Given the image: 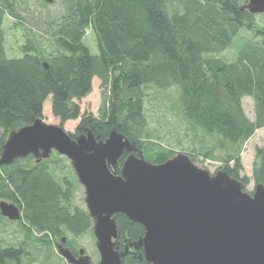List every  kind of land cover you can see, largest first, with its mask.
Wrapping results in <instances>:
<instances>
[{
	"label": "trees",
	"instance_id": "trees-1",
	"mask_svg": "<svg viewBox=\"0 0 264 264\" xmlns=\"http://www.w3.org/2000/svg\"><path fill=\"white\" fill-rule=\"evenodd\" d=\"M52 1L60 12L30 18L29 0H0V159L9 135L42 120L51 99L62 126L81 120L73 139L93 131L105 141L117 130L146 160L166 163L177 153L150 142L147 90L175 89L184 120L213 141L204 155L215 159L222 150V169L245 190L252 181L264 185V149L257 151L252 178L244 174L242 159L247 142L264 129V26H256L248 0ZM8 26L25 39L21 57L8 56ZM88 29L96 35L97 54L85 43ZM244 30L252 36L226 60L222 55ZM95 78L102 89L98 117L83 114L78 103L92 93ZM246 97L255 102V120L245 112ZM125 159L114 172L121 173ZM78 186L69 159L56 152L0 165V202L15 204L22 229L38 234L49 249L59 240L77 253L74 240L94 230L89 211L74 204ZM115 218L121 250L144 238V226L123 214ZM3 222L11 221L0 212ZM4 243L0 232V264H24L29 255L24 244ZM122 264L149 263L141 248Z\"/></svg>",
	"mask_w": 264,
	"mask_h": 264
},
{
	"label": "water",
	"instance_id": "water-1",
	"mask_svg": "<svg viewBox=\"0 0 264 264\" xmlns=\"http://www.w3.org/2000/svg\"><path fill=\"white\" fill-rule=\"evenodd\" d=\"M246 8L264 14V0H248ZM53 152L70 160L85 188L99 264H122L130 248H142L149 264H264V185L250 194L241 181L226 172L212 176L187 154L154 164L117 130L105 141L93 131L73 139L43 120L9 135L0 165ZM124 155L117 174L113 169ZM0 212L10 221L22 219L12 203L0 202ZM118 214L146 230L124 253L116 246ZM60 254L69 264H91L84 249L79 259L68 248Z\"/></svg>",
	"mask_w": 264,
	"mask_h": 264
},
{
	"label": "rangeland",
	"instance_id": "rangeland-1",
	"mask_svg": "<svg viewBox=\"0 0 264 264\" xmlns=\"http://www.w3.org/2000/svg\"><path fill=\"white\" fill-rule=\"evenodd\" d=\"M29 1L30 5L28 8L30 9V18H37L39 15H42L43 17L44 15L57 14L60 12L61 6L53 1ZM255 23L256 26H264V14L255 15ZM33 25L31 23L29 27L34 28L33 30L35 33L42 36V31ZM251 36V31L244 30L241 33L240 38L235 43V46L226 51L222 56L228 61L233 60L237 45L244 38H250ZM6 42V48L10 58H18L22 56L20 47L25 43V39L22 37V32H19L16 29L13 30L8 26ZM85 43L91 48L93 53L97 54L99 52L96 35L92 29L87 30ZM78 103L82 108L83 114L86 113L94 115L95 117L99 116V111L102 106V89L99 79H94L92 93L83 100L78 101ZM178 105V92L175 89L164 93L157 92L153 89L147 90V113L153 132V138L150 142L157 146H163L165 149L173 150L177 154H187L190 158V153L195 154V159L192 160L191 158L193 163H195L199 168L208 171L212 176L217 175L219 172H225L222 169L224 164L221 160L224 152L217 149L214 154L215 159L207 158L204 155V152L206 151L205 149L211 148L213 141L210 137H206L201 131L192 128L184 120L179 111ZM243 106L248 117L251 120H255L256 109L254 100L250 97L244 98ZM42 120L49 125L61 127L70 134L75 133L76 128L81 121L80 119L76 121H69L62 126L61 120L52 112L51 99H49L44 105V117ZM258 149H264V129L256 132L254 137L247 142L242 153V159L245 166L244 174L250 178L253 177V170L257 160ZM79 184L80 186L77 187L74 204L87 209L85 202V188L80 182ZM256 186L257 184L252 181L251 184L247 186L245 191L253 194ZM19 221L3 222L0 224V232L2 239L5 242L4 245L19 246L24 244L29 252L28 258L25 259L24 264H29L33 258L35 259L33 260V262L35 261L33 264H42L43 262H46V264H69L60 254V249L66 248L64 243L59 240H52V243L50 244L53 245V247L49 249V244L41 242L38 234L33 233L30 235L29 232L22 229ZM74 244L77 245L78 250H85L84 257H88L91 264H99L100 255L97 249V239L94 235V230L89 231L82 237L75 239ZM116 246L119 248L120 253H124L126 249L129 248L128 246L125 250H121V248L117 245V242Z\"/></svg>",
	"mask_w": 264,
	"mask_h": 264
},
{
	"label": "flooded vegetation",
	"instance_id": "flooded-vegetation-1",
	"mask_svg": "<svg viewBox=\"0 0 264 264\" xmlns=\"http://www.w3.org/2000/svg\"><path fill=\"white\" fill-rule=\"evenodd\" d=\"M65 242H66V241H65ZM65 247H66V246H65ZM66 248H68V247H66ZM68 249H70V248H68ZM81 250H82V249H79L77 253H74V252L72 251V249H70V251L73 253V255L75 256L76 259H79V258L81 257V255H80V251H81ZM129 250H130L129 252H137V250H135V248H130Z\"/></svg>",
	"mask_w": 264,
	"mask_h": 264
}]
</instances>
